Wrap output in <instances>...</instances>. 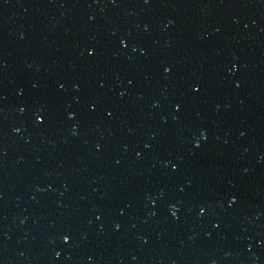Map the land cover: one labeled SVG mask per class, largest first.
<instances>
[{
    "label": "water",
    "instance_id": "1",
    "mask_svg": "<svg viewBox=\"0 0 264 264\" xmlns=\"http://www.w3.org/2000/svg\"><path fill=\"white\" fill-rule=\"evenodd\" d=\"M0 264H264V0H0Z\"/></svg>",
    "mask_w": 264,
    "mask_h": 264
}]
</instances>
